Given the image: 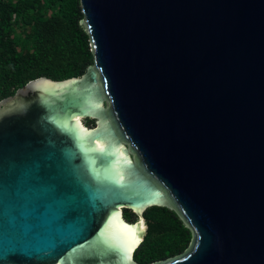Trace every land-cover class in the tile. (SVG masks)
<instances>
[{"label":"water","instance_id":"water-1","mask_svg":"<svg viewBox=\"0 0 264 264\" xmlns=\"http://www.w3.org/2000/svg\"><path fill=\"white\" fill-rule=\"evenodd\" d=\"M80 7L93 64L0 100V264H139L151 206L192 238L150 264H264V0Z\"/></svg>","mask_w":264,"mask_h":264},{"label":"trees","instance_id":"trees-1","mask_svg":"<svg viewBox=\"0 0 264 264\" xmlns=\"http://www.w3.org/2000/svg\"><path fill=\"white\" fill-rule=\"evenodd\" d=\"M82 20L80 0H0V100L38 77L81 76L93 64ZM143 215L137 263L175 256L190 244L192 232L173 209L151 206Z\"/></svg>","mask_w":264,"mask_h":264},{"label":"snow or ice","instance_id":"snow-or-ice-1","mask_svg":"<svg viewBox=\"0 0 264 264\" xmlns=\"http://www.w3.org/2000/svg\"><path fill=\"white\" fill-rule=\"evenodd\" d=\"M142 230V229H141ZM125 238L128 245V251H131L135 248L136 244L139 242L138 239H135V230H131V235L125 233Z\"/></svg>","mask_w":264,"mask_h":264},{"label":"flooded vegetation","instance_id":"flooded-vegetation-1","mask_svg":"<svg viewBox=\"0 0 264 264\" xmlns=\"http://www.w3.org/2000/svg\"><path fill=\"white\" fill-rule=\"evenodd\" d=\"M88 122L89 121H86L84 123L88 124ZM127 147H128V145H127ZM131 156H133V154H131ZM121 210H122V215H123L124 219H126L129 222L136 221L137 215L133 214L129 209L123 207Z\"/></svg>","mask_w":264,"mask_h":264},{"label":"rangeland","instance_id":"rangeland-1","mask_svg":"<svg viewBox=\"0 0 264 264\" xmlns=\"http://www.w3.org/2000/svg\"><path fill=\"white\" fill-rule=\"evenodd\" d=\"M81 24L84 26L83 22H81Z\"/></svg>","mask_w":264,"mask_h":264}]
</instances>
